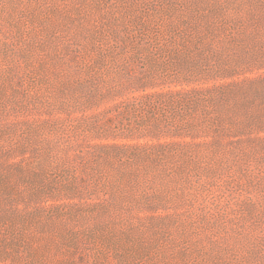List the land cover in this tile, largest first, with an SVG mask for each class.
<instances>
[{
    "label": "rangeland",
    "instance_id": "374dc122",
    "mask_svg": "<svg viewBox=\"0 0 264 264\" xmlns=\"http://www.w3.org/2000/svg\"><path fill=\"white\" fill-rule=\"evenodd\" d=\"M54 206L137 264H264V0H0V235Z\"/></svg>",
    "mask_w": 264,
    "mask_h": 264
},
{
    "label": "trees",
    "instance_id": "16d2710c",
    "mask_svg": "<svg viewBox=\"0 0 264 264\" xmlns=\"http://www.w3.org/2000/svg\"><path fill=\"white\" fill-rule=\"evenodd\" d=\"M8 209L10 232L0 235V262L6 264H137L129 260V252L122 246L112 245L101 236V243L92 235L71 231L78 211H67L54 206L48 212L40 209L24 215ZM6 213V211H5ZM43 218V220H40ZM3 219L0 217V222ZM103 238V239H102ZM114 243V242H113ZM61 258L60 262L55 257Z\"/></svg>",
    "mask_w": 264,
    "mask_h": 264
}]
</instances>
